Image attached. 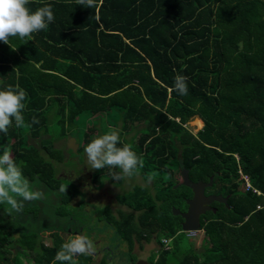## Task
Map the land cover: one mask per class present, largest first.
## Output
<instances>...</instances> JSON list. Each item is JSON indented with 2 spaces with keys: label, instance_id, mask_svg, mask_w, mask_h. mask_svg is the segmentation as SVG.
<instances>
[{
  "label": "trees",
  "instance_id": "trees-1",
  "mask_svg": "<svg viewBox=\"0 0 264 264\" xmlns=\"http://www.w3.org/2000/svg\"><path fill=\"white\" fill-rule=\"evenodd\" d=\"M44 5L55 16L46 30L10 38L15 50L0 42V90L26 92V126L0 134V154L10 150L44 195L21 201L11 215L0 205V264H59L60 232H80L71 206L76 185L54 168L73 152L53 143L72 136L79 154L93 130L112 129L118 146L142 159L135 174L153 189L135 185L118 195L129 209H116L118 218L101 210L128 252L134 239L154 235L150 264H264V0H97L93 9L30 0L28 7ZM177 74L187 77V95L171 90ZM192 117L195 133L185 125ZM181 168L192 181L212 175L204 193L224 198L198 216V246L171 212L191 196ZM120 171L95 169L89 182H114ZM160 238L170 239L167 248ZM74 259L85 264L89 256Z\"/></svg>",
  "mask_w": 264,
  "mask_h": 264
},
{
  "label": "clouds",
  "instance_id": "clouds-1",
  "mask_svg": "<svg viewBox=\"0 0 264 264\" xmlns=\"http://www.w3.org/2000/svg\"><path fill=\"white\" fill-rule=\"evenodd\" d=\"M29 3L30 0H0V42L8 44L12 50H15L17 46H13L10 38L18 37L24 41L33 33L46 30L49 24L55 20L50 5L38 7L32 11L28 7ZM76 4L93 9L96 7L97 0H76ZM171 90L181 96L187 95V77L177 74ZM25 99L26 92L19 85L15 88L10 86L5 90H0V134L7 135L13 123L16 127L26 126L23 115L26 107ZM38 122L33 117L31 123ZM119 143L120 136L115 129L109 130L88 143L85 147V154L89 169L101 170L105 166L119 168L121 170L119 173H112L115 180L135 175L136 170L143 167V161L130 146H118ZM238 173L244 180L243 176L245 175H242L240 171ZM244 187H246L245 180ZM66 188L67 185H61L60 191L66 192ZM43 198L44 195L41 191L32 190L29 180L24 177L23 171L15 162L11 151L4 150L0 154V205H8L4 211L11 215L13 211H22L24 205L21 201H36ZM194 231H200V229ZM194 231L187 233L192 235ZM167 239L169 242V238L161 239L163 248H167ZM97 251L95 242L87 235H76L62 243L55 255V261L59 264H77L74 257L93 256L97 254Z\"/></svg>",
  "mask_w": 264,
  "mask_h": 264
},
{
  "label": "rangeland",
  "instance_id": "rangeland-1",
  "mask_svg": "<svg viewBox=\"0 0 264 264\" xmlns=\"http://www.w3.org/2000/svg\"><path fill=\"white\" fill-rule=\"evenodd\" d=\"M192 120L193 117L190 118L185 125L188 130L195 133L199 128H196V126L192 124ZM96 125L99 126L97 123ZM93 134L94 136L92 138L94 139L104 133L100 131L98 134H95L93 130ZM124 135L129 136L130 133ZM64 142L66 146V141L56 140L53 146L62 148ZM71 152H73L74 155L72 154L68 157L66 154L67 156L65 159L62 158V163L54 162V168L56 175H63L65 178L68 177L72 184L76 185V195L72 197L71 201V206L76 208V226L78 227L76 230L82 235H87L92 239L98 249L97 254L89 256L85 264H102V262L103 264H128V262H123L127 256L126 253H128V244L126 241L120 240V238L116 236L112 223L108 221L105 222L101 210L104 206H108L111 215L114 216V218H118L119 216L116 209H121L124 212L129 210L125 204L118 201V195L132 189L135 185H146L148 191L153 193L149 181H144L135 174L132 177L121 179L120 181L115 180L114 182H109L107 179H102V181L89 182L88 173L95 169L90 170L87 165L85 148H83L82 152L79 154H75L74 151ZM175 179L179 180L177 174H175ZM243 187L239 186V188ZM194 233L197 235L195 245L198 246L200 243L199 238L201 231H194L192 234ZM60 235L63 236L66 241L69 237H74L79 234L69 233L65 230L61 231ZM42 239L46 245L52 243L51 237L47 232L42 233ZM161 239L162 238H160V240ZM166 242H168V239ZM156 248L157 244L154 235H151L148 241L134 239L130 249L135 250L140 256H146L149 253H155Z\"/></svg>",
  "mask_w": 264,
  "mask_h": 264
},
{
  "label": "water",
  "instance_id": "water-1",
  "mask_svg": "<svg viewBox=\"0 0 264 264\" xmlns=\"http://www.w3.org/2000/svg\"><path fill=\"white\" fill-rule=\"evenodd\" d=\"M66 147L74 151L77 144L73 137H68L66 140ZM180 183L187 186L191 191V196L185 199L186 208L184 211H180L177 208H171L173 214H178L181 217L180 230L185 232H191L199 229L198 216L203 212L212 209L210 203L212 201H224V198L220 194H205L204 188L211 184L212 175H210L207 181L196 180L192 181L188 178L186 168H181L179 171ZM134 264H148L143 259H138Z\"/></svg>",
  "mask_w": 264,
  "mask_h": 264
},
{
  "label": "flooded vegetation",
  "instance_id": "flooded-vegetation-1",
  "mask_svg": "<svg viewBox=\"0 0 264 264\" xmlns=\"http://www.w3.org/2000/svg\"><path fill=\"white\" fill-rule=\"evenodd\" d=\"M205 192V191H204ZM205 194H212V193H205ZM185 208H186V206H185ZM178 209V208H177ZM179 210V209H178ZM185 210V209H184ZM184 210H180V211H184ZM77 234H79V235H82L81 233H77ZM128 253H133L134 255V260H131V259H129V257H128V254H127V256H126V258L123 260V262L124 263H126V262H128V264L130 263V264H134L135 263V261L136 260H138V259H143V260H145L148 264H150L148 261H147V257H148V255H150L151 253H149L148 255H146V256H140L135 250H133V249H130V251L128 252Z\"/></svg>",
  "mask_w": 264,
  "mask_h": 264
},
{
  "label": "built area",
  "instance_id": "built-area-1",
  "mask_svg": "<svg viewBox=\"0 0 264 264\" xmlns=\"http://www.w3.org/2000/svg\"><path fill=\"white\" fill-rule=\"evenodd\" d=\"M243 178H244V180H245V186L248 187V182H247V180H246V177L243 176Z\"/></svg>",
  "mask_w": 264,
  "mask_h": 264
}]
</instances>
